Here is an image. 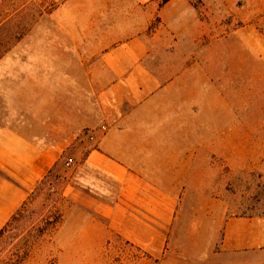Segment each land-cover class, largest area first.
<instances>
[{"label": "rangeland", "instance_id": "rangeland-1", "mask_svg": "<svg viewBox=\"0 0 264 264\" xmlns=\"http://www.w3.org/2000/svg\"><path fill=\"white\" fill-rule=\"evenodd\" d=\"M180 1L192 4L201 25L183 24L171 14L166 21L159 17L147 31L156 35L150 59L156 68L197 60L200 107L179 95L160 98L146 120L134 122L115 120L117 98H107L109 92L99 87L102 46L122 43L102 40L112 36L113 26L89 20L80 0L74 8L66 0H5L4 5L0 0V44L9 48L0 58V127L41 146L67 147L6 233L0 264H16L17 254L26 251L29 256L20 264H145L160 257L159 248L133 246L123 235L105 232L103 219L87 209L91 196L79 180L80 165L117 127L147 133L117 138L126 149L129 140L146 145V151L167 149L160 155L184 181L165 186L169 191L183 187L185 195L178 219L169 221L163 257L194 248L199 236L208 238L222 209L227 215H264V2L255 17V10L244 7L246 0H221L231 12L217 19L231 26L219 34L225 39L211 41L204 33L211 0ZM32 3L47 12L39 16ZM19 10L22 16L14 18ZM24 28L19 41L9 37ZM181 32L199 34V56L175 54L176 48L193 46L178 39Z\"/></svg>", "mask_w": 264, "mask_h": 264}, {"label": "crops", "instance_id": "crops-1", "mask_svg": "<svg viewBox=\"0 0 264 264\" xmlns=\"http://www.w3.org/2000/svg\"><path fill=\"white\" fill-rule=\"evenodd\" d=\"M66 1L67 7L74 8L78 0ZM116 2L80 0L89 20L95 18L96 24L113 26L109 32L112 36H103L102 40L122 42L113 48L103 45L102 59L104 57L105 61L99 62L103 69L99 87L109 92L107 98H117L114 119L146 120L160 98L174 95L182 97L184 103L195 102L200 107L201 70L198 61L189 65L181 60L173 66L156 68L150 59L156 51L151 48L156 35L147 32L155 20L160 17L166 21L169 14L183 24L195 20L196 26L201 25L192 4L180 0ZM261 2L264 1L246 0L244 7L255 10L257 17ZM229 8L221 0H211L208 7L211 21L207 23V32L204 31L209 40L227 37L219 36L231 24L217 19V16L230 13ZM178 39L190 41L197 48H176L177 56H199L196 43L199 34L181 32ZM209 81L207 79L205 83ZM141 135L147 133L137 128L109 130L80 165L79 180L91 196L87 209L103 219L105 232L119 233L133 246L159 248V254H155L160 257H150L145 264H264V215H227L224 209L220 210L217 226L208 238L199 236L200 241L194 248L187 250L184 246L183 252H177L176 257L162 256L169 221L178 219L181 212L179 201L185 195L183 187L169 191L165 186L169 183L182 186L184 181L176 179L160 155L167 153V149L157 147L159 150L154 152L146 151V145L138 146L130 140L126 149L117 140ZM66 151L63 143L41 146L37 139L0 127V232L58 165Z\"/></svg>", "mask_w": 264, "mask_h": 264}, {"label": "trees", "instance_id": "trees-1", "mask_svg": "<svg viewBox=\"0 0 264 264\" xmlns=\"http://www.w3.org/2000/svg\"><path fill=\"white\" fill-rule=\"evenodd\" d=\"M2 4L4 5L5 4V0H2ZM42 6V5H41ZM41 6H40V8L37 6V4H35V3H32L31 4V7H33L32 8V10L33 9H35V8H37L38 10H37V12H38V15L39 16H42V15H44L47 11L43 8V6H42V8H41ZM20 11V10H19ZM17 11L16 12V14L13 16L14 18H20L21 16H22V13H23V11ZM22 12V13H21ZM21 15V16H20ZM38 15H36L35 14V12L34 13H32V24L35 22V20H36V18L38 17ZM31 24V25H32ZM27 31V29H22V30H18V31H16V32H14V33H11L10 35H9V37H11L12 39H14V41L15 42H17V41H19L23 36H24V34H25V32ZM4 45L2 44H0V58L5 54V52L9 49V48H6V47H3ZM2 47V48H1ZM25 205H26V203H25ZM25 205L21 208V209H19L18 211H17V213H15V215L11 218V220L8 222V224L1 230V232H0V244L3 242V239H4V237H5V235H6V233L9 231V229L10 228H13L14 227V223H17V222H19L20 221V219H21V217L23 216V213H24V208H25ZM16 239H17V237H16ZM15 239V240H16ZM29 254V251H26V252H23L22 254H17V256H18V259H17V261H16V264H20V263H22L23 261H25L26 259H27V256H29L28 255Z\"/></svg>", "mask_w": 264, "mask_h": 264}]
</instances>
